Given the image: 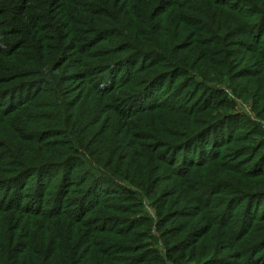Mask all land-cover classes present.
<instances>
[{
    "label": "trees",
    "instance_id": "1",
    "mask_svg": "<svg viewBox=\"0 0 264 264\" xmlns=\"http://www.w3.org/2000/svg\"><path fill=\"white\" fill-rule=\"evenodd\" d=\"M231 48L264 60V0H0V264L264 256V166L230 153L249 121L198 72ZM262 67L233 74L257 106Z\"/></svg>",
    "mask_w": 264,
    "mask_h": 264
},
{
    "label": "rangeland",
    "instance_id": "2",
    "mask_svg": "<svg viewBox=\"0 0 264 264\" xmlns=\"http://www.w3.org/2000/svg\"><path fill=\"white\" fill-rule=\"evenodd\" d=\"M189 32L190 34L188 37H192L191 41H198L200 39V36L197 33L194 32V34L191 36L192 31ZM203 49L206 54H208V51L211 50V48L206 47H203ZM231 49L232 51L234 50V48ZM238 52L240 51L236 49L231 54H236ZM236 55L237 56L235 57L234 62L227 61L226 64L216 63L215 66L218 69L217 71L212 68L202 66L198 72L200 77L206 78L208 86L211 88L218 87L224 92L223 104H217L216 106H213L215 112L218 111L223 115H233L235 119L241 117L243 121H249L246 124H242L243 126L240 127L241 129L237 130L236 136L239 137V142L235 143L233 146H230V153L233 154L232 151H240L241 153L247 155L245 158L248 157L249 159H253L252 167H254L256 160H259L262 166H264V105L259 103L257 106L255 102L257 99L255 98V93L257 91L258 85L263 82L260 75L259 78L255 79L252 76H250V79L248 76L247 78L250 79L248 83L240 82L239 78L235 79V77H233V74L235 73L238 74V76L245 75L240 73L242 67H248L255 73L262 74V63H264V60L262 58L259 59L258 64H254L253 66L248 65L247 63L240 66L241 54ZM219 70H221V73ZM238 183H241V181H238ZM258 184V182H255V185ZM239 187L242 186L239 185L238 188ZM257 204L258 203H256L251 213H255L257 209L259 210ZM146 213L155 221L158 220L155 207L151 205V202L146 204ZM261 214H264V206L260 208L257 216ZM261 228H263V226L258 224L257 229ZM151 234L158 237L160 236L156 229H154ZM262 243L264 244V237ZM149 249H156L160 252H163L162 245H156L154 248L150 247ZM112 253V264H135L134 257L138 255L131 252H121L118 249H115L112 251ZM259 256L260 255L256 254L255 256L248 258V260H253L255 264H264V256Z\"/></svg>",
    "mask_w": 264,
    "mask_h": 264
}]
</instances>
